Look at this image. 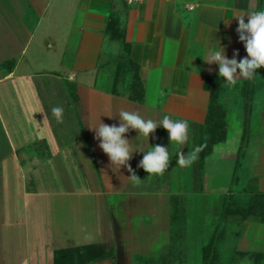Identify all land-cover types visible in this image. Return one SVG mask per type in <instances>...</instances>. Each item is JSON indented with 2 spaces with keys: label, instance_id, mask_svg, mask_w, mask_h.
<instances>
[{
  "label": "crops",
  "instance_id": "0c3cea01",
  "mask_svg": "<svg viewBox=\"0 0 264 264\" xmlns=\"http://www.w3.org/2000/svg\"><path fill=\"white\" fill-rule=\"evenodd\" d=\"M238 10H264V0H0V264H87L111 249V257L94 264H133L125 246L130 223L143 212L149 215L153 200L138 195L137 186L119 188L106 180L113 168L103 163L89 129L92 111L86 90L92 87L97 93L95 117L105 124H118L121 109L139 114L149 109L187 120L194 149L203 145L210 127L208 80H219L216 104L222 109L225 140L207 156L199 153L186 183L181 181L185 172L175 177L169 171L150 184L168 193L165 226L173 247L187 236V201L180 194L194 178L200 192L220 198L224 223L234 218L239 227L229 260L221 251L228 236L224 225L206 239L201 263L203 247L221 232L219 251L225 264L247 259L264 264V221L241 214L253 196H264V67L254 79L226 87L218 65L203 60L208 49L219 45L229 59L236 50L238 60L246 57L232 17ZM32 45L37 50L26 60ZM38 53L51 56L58 67L35 69ZM135 70L144 85L143 105L128 98ZM27 76L36 82L33 90L9 87ZM99 78L108 82L100 95ZM33 92L48 98L30 124L37 132L45 126L49 135L35 138V128L33 133L24 118L37 109L27 99ZM112 97L133 105L118 108ZM55 106L64 109L62 123L52 114ZM143 154L138 153L139 161ZM229 198L236 203L232 209L241 211L224 218ZM5 240L20 241L15 254L5 250ZM170 248L164 247L161 264L174 258L176 250ZM20 251L21 260L11 261Z\"/></svg>",
  "mask_w": 264,
  "mask_h": 264
},
{
  "label": "rangeland",
  "instance_id": "374dc122",
  "mask_svg": "<svg viewBox=\"0 0 264 264\" xmlns=\"http://www.w3.org/2000/svg\"><path fill=\"white\" fill-rule=\"evenodd\" d=\"M36 46L34 47L32 45L28 55L26 56V60H29L34 55L33 53L36 52ZM39 55H36V64L34 66L35 69L39 70L42 67L45 68H52L58 67L57 63H55V59L47 56H44V53H38ZM39 63V64H38ZM75 66V65H74ZM79 64H76V67H79ZM92 65L88 64L87 68H91ZM91 75V74H90ZM32 76H27V78H23L22 80H18L12 84L9 85V87H21L23 89H26V91L32 89L33 86H36V82L32 83ZM37 77V76H36ZM46 77V76H44ZM90 78L93 76H89ZM101 77V76H100ZM36 81L39 79H35ZM107 80H101L99 78V81L97 83L96 91L99 92V95L104 93L102 90V86L106 85ZM19 84V85H17ZM38 88V86H37ZM39 88L44 90L42 86L39 85ZM94 88L89 87L87 91L88 95V105L90 106V109L92 112H90V117L93 126L99 124V120L95 117L96 112V103L97 98L94 96L95 91L93 93ZM42 96H36L33 92V96H29L27 99L31 98L33 101H35V105H37V109L32 110L31 114L25 115V122L26 126L30 125L32 127V131L35 128V133L32 134V138L40 137L43 135H49V130H45V126L42 125L41 131H36L35 124H30V122L34 121V115H37V110L43 111L44 103L42 100L48 99L45 94H41ZM43 97V98H42ZM113 101L111 102L113 105H116L118 108L125 107V105H133L131 103L127 102L126 98H114L112 97ZM137 105V104H136ZM40 107V109H38ZM42 108V109H41ZM141 110V109H139ZM145 111V114H143ZM140 115L145 116V119H153L156 121L161 120L164 116L161 113H157L154 111H151L149 109L147 110H141ZM38 116V115H37ZM37 119V117H36ZM44 119V113H41L40 122L42 124L45 123L43 121ZM28 122V123H27ZM120 123V122H119ZM119 123L117 125H119ZM31 130V129H30ZM41 133V134H40ZM36 135V136H35ZM126 138L129 139L130 142H132L133 148H141L143 150H149L151 146H154L156 144H161L164 138L166 140L168 139V133L162 127H158L154 134L150 135L149 139L147 140L143 136L138 137V133L136 131H130L126 134ZM93 140H96L94 138L93 133ZM97 141V140H96ZM168 143L163 145L165 147H169V152L171 154L172 162L170 168L165 172L170 171V174L174 173L175 177L178 174H181L185 172L186 177H183L181 181H187V179L190 177H187V175L190 172V167L182 168L179 167L176 164V152L177 147ZM99 141H97L96 147L99 149V153L103 154L104 160L103 163L105 166H109L110 162L106 154L103 153V151L98 146ZM192 150V145L189 142L183 146V151L185 154H187L189 151ZM140 151H136L133 153L132 159L129 161L131 167L136 172V174L140 177L142 180V183L137 186L139 188L138 195H145L146 197L150 198V200H153V208H150L148 211L149 215L145 214L144 212L137 215L135 218L131 220L130 223V229H129V240L125 243V246L127 248V251L132 257V263L133 264H161V261L159 260V256L164 251V247L166 245H169L171 250H176L174 252V258L167 257L166 254L164 256L167 257L166 263L168 264H202L201 263V248L205 244L206 239L208 236H210L215 229L220 231L224 225H227L228 229V236L227 240L224 245L221 246V251L223 252V258L225 261L229 260L233 256L234 246L236 238L234 236L235 231L239 229L238 225H236V221H234V218H230L228 223H224L222 220V217L219 215L221 212L220 204L218 203L220 198H217L216 196L208 193L200 192L199 189H197L194 185V178H190L189 183L186 184L184 187L183 194H180L181 196L186 198L187 201V208H188V222L186 224V231L187 236L184 241L181 242V240L176 242L177 247H173V243L169 242L167 239V232H166V224H168L167 215L165 213L166 210V197L168 196L167 192H159L156 190V186L151 185L150 182L154 181L158 175L155 176H146V172L141 168H138L137 165L139 163V153ZM193 166V165H192ZM109 175V178L107 177L106 180H110V183H114L119 185L118 187L125 188V185L130 184L133 185V183L128 179L127 176L130 175V173L127 172L126 168H121L120 170L113 167V170H111ZM164 173V174H165ZM107 174V173H106ZM163 174V175H164ZM105 176V175H104ZM155 177V178H154ZM145 180H149V183L146 184ZM135 186V185H133ZM182 186V184H181ZM181 186H177V188L181 189ZM176 188V186L174 187ZM120 195V194H119ZM162 203V204H161ZM220 211V212H219ZM150 216H153L150 218ZM167 221V223H166ZM150 230V231H149ZM147 235V236H146ZM5 245H8V248L5 250L9 252L11 255L15 254V251L17 250V246H19L20 241H8L5 240ZM4 242V241H3ZM3 244V243H2ZM20 250V249H19ZM178 252V253H177ZM22 251L19 252V254H16L15 259L12 257L11 261H20ZM142 257L143 259H140ZM165 257V258H166ZM1 260V259H0ZM1 262V261H0ZM178 262V263H177ZM250 261L245 260L241 264H252ZM239 264V263H236Z\"/></svg>",
  "mask_w": 264,
  "mask_h": 264
},
{
  "label": "clouds",
  "instance_id": "9594fccd",
  "mask_svg": "<svg viewBox=\"0 0 264 264\" xmlns=\"http://www.w3.org/2000/svg\"><path fill=\"white\" fill-rule=\"evenodd\" d=\"M237 20L236 32L239 41L243 43L246 57L240 58L238 50L234 51L229 59L225 48L219 45L218 49H208L203 60L209 64L218 65V76L223 78L225 86L231 87L238 80H252L257 75V70L264 67V10H238L232 14ZM247 16V22L245 17ZM231 17V18H232ZM209 71H212L210 68ZM64 109L62 106L52 108V114L58 123L63 122ZM113 118L112 116H109ZM119 125L105 124L101 120L99 124L89 127L94 132V138L99 141V148L107 155L110 167L120 170L122 167L130 173L128 179L135 186L142 183L140 177L131 167L129 161L136 151L143 152V157L137 167L142 168L148 176L163 175L171 166L172 158L169 147L161 144L151 146L145 151L139 147L133 148L132 142L126 138L130 131H136L139 136L147 140L154 134L158 127H162L168 133L170 144L177 147L176 164L187 168L198 159L203 146H196L187 154L183 146L189 142V124L185 119H172L165 115L161 120L145 119L137 111L121 109L118 113Z\"/></svg>",
  "mask_w": 264,
  "mask_h": 264
},
{
  "label": "trees",
  "instance_id": "16d2710c",
  "mask_svg": "<svg viewBox=\"0 0 264 264\" xmlns=\"http://www.w3.org/2000/svg\"><path fill=\"white\" fill-rule=\"evenodd\" d=\"M68 89L73 91V87L68 82L66 83ZM206 87L208 90H210V96H211V106H210V127L206 130V138L203 143V150L201 152V157L207 156L211 150L212 146L223 142L225 140V134H226V128L224 125V122L222 121L223 113L220 106L216 104V96L218 95L219 91V80H208ZM73 100L76 104H79L80 100L79 97L72 93ZM129 100L137 105H143L145 101V90L143 82L140 78V76L137 74V70H135L134 76L132 78L131 82V88H130V94H129ZM219 109V111H216ZM216 119V120H215ZM215 120V122H214ZM235 202L232 203V200L229 198L226 200L224 204V212L223 217L227 218L229 215H239L240 209L233 210L232 206L234 207ZM238 212V213H237ZM242 218L245 219L248 216H259L261 217L262 221H264V196L258 195L253 196L251 201L247 204L246 207H243L242 210ZM221 232H216L211 236L207 244L203 247L202 250V262L203 264H225L223 261V258L219 251V244L221 243ZM114 251L113 249L110 250L109 253L103 255L99 258H93L89 263L87 264H94L98 262L99 260H104L113 255Z\"/></svg>",
  "mask_w": 264,
  "mask_h": 264
}]
</instances>
